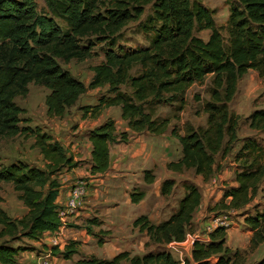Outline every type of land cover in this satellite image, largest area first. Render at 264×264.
<instances>
[{
  "label": "trees",
  "instance_id": "obj_1",
  "mask_svg": "<svg viewBox=\"0 0 264 264\" xmlns=\"http://www.w3.org/2000/svg\"><path fill=\"white\" fill-rule=\"evenodd\" d=\"M40 10L36 0H0V139L24 135L35 139L44 157L45 168L22 160L5 164L0 161V186L11 183L26 207L21 217H11L0 206V263L16 264L26 250L23 241H37L45 232H56L65 225L57 203L62 181L59 174L78 167L73 152L54 135L41 128L21 126L25 111L17 102L26 96L29 84L49 89L45 104L49 117L62 118L88 89L108 87V94L95 105L82 107L83 116L98 118L104 109L120 107L121 118L136 133L165 134L170 118H155L150 107L176 105L183 111L188 103L186 92L194 83H203L212 75L210 98L202 101L206 126L189 127L184 134L172 128L171 135L182 147V156L167 168L177 172L193 169L209 180L217 170V155L226 157L239 141L241 116L230 109L239 81L255 70L264 77V0H236L230 8L226 26H218L214 12L202 0H45ZM152 13L142 24L151 34L150 44L126 48L119 42L131 22L139 21L146 6ZM210 30L207 39L198 31ZM225 32V33H224ZM106 46L104 59L93 66L94 75L86 85L59 62L84 61L96 55L94 47ZM124 86L130 92L123 90ZM198 101L201 98L194 96ZM249 127L264 134V108L248 117ZM92 143L91 174L104 175L111 165L110 146L128 142L127 130L117 132L116 121L107 119L88 131ZM236 185L229 186L214 210H244L264 192V143L248 136L234 156ZM154 171H144V182L153 184ZM176 182L162 183L164 195L171 194ZM146 196L143 190L130 193L132 203ZM202 193L187 182L176 211L155 223L142 214L133 221L134 228L145 232L155 250L132 254L124 250L111 258L82 255L75 264H180L167 245L182 243L193 224ZM246 215V214H245ZM252 229V250L264 242V210L245 216ZM92 225H101L97 218ZM89 234L100 236L92 226ZM227 227L218 226L209 240L195 238L191 258L186 264H247V254L227 245ZM103 243L102 238L99 239ZM80 242L69 240L49 249L54 255L70 260L79 254ZM255 264H264V256Z\"/></svg>",
  "mask_w": 264,
  "mask_h": 264
},
{
  "label": "rangeland",
  "instance_id": "obj_2",
  "mask_svg": "<svg viewBox=\"0 0 264 264\" xmlns=\"http://www.w3.org/2000/svg\"><path fill=\"white\" fill-rule=\"evenodd\" d=\"M40 10L46 8L45 0H36ZM203 4L214 12V18L218 26H226L230 14V8L236 0H202ZM152 5L146 6L145 14L139 21L131 22L122 33L120 43L122 46L129 47H144L150 44L151 34L145 33L142 29V24L146 22L149 14L152 13ZM210 30L198 31L197 34L204 39H207ZM225 33V32H224ZM106 46L98 44L94 47L96 55L79 61L72 59L69 62L59 60L60 64L71 72L73 76L82 80L86 85L91 81L94 72L93 66L100 63L104 59V52ZM212 75H208L203 83H194L186 92L188 100L187 106L183 111H177L176 105L172 104H156L150 107V111L155 118H170L171 123L168 127L166 135H171L172 128H177L180 133H184L187 128L206 126L207 116L202 111V101L210 98V86ZM108 87H99L96 89H88L87 92L81 95L75 105L67 109V112L62 118L49 117L47 114V107L45 104L46 95L49 89L42 85L35 83L29 84V92L26 96H18L16 102L25 110L20 116L22 121L21 126H31L32 128H41L44 131L56 128L58 136L62 138L61 142L68 147L72 152L80 151L85 156H89V148L86 146L88 131L86 129L78 128H94L112 118L116 121L117 132L125 130L127 122L121 118L120 107H109L103 110L98 118L91 116H83L82 107L85 105H95L99 99L107 95ZM123 90L130 92L128 86H124ZM197 95L201 98L200 101L194 98ZM264 108V77H261L257 71L250 70L240 81L238 91L235 98L230 103V109L241 116L238 135L239 141L233 146L232 151L224 158L217 155V170L209 180H204L203 176L195 174L193 169L185 170L181 174H177L174 179L176 185L171 194L164 195L161 187L157 189L156 185L147 188L144 183H140L138 173L141 169L125 166L115 167L118 162L117 154L111 158L112 169L104 176L99 177V201L90 203L91 217H94V212H104V214L112 210L107 220H111L112 227L110 231L99 233L100 236L88 233L85 223L77 224L75 220L66 219L67 224L63 231L59 234L45 233L40 240L32 241L25 239L23 246L26 250L21 252L19 261L24 264H38L37 259L41 257L42 264H71V260H66L62 256L54 255L49 248L53 245L59 244L63 247L69 240H78L75 238H83L84 234L91 236V242L88 249L96 248L95 250L102 255H112L121 250H130L132 254L143 253L149 250H155L154 244L143 245L140 231L134 228L133 221L135 214L139 213L141 205L132 203L130 193L134 190H143L148 193L151 191L150 197L142 201V206L152 208L154 216L162 217L169 216L178 208L179 201L185 193V186L187 182L196 184L201 193L202 201L197 208L193 224L187 232V237L184 244L180 248H174L167 245L169 250H173L174 257L180 261V264H186L189 259L185 254L189 248V243L195 238L204 241L209 240V233L218 226L227 227V245L232 249H239L247 254V264H255L256 261L262 259L264 256V242L255 250L251 249L250 239L253 234L252 229L247 225L245 216L247 214H254L257 210H264V192H260L257 198L244 210H214V206L223 198L224 191L229 186L236 185L234 181L235 170L237 163L234 161L236 152L242 145V140L245 137H256L260 142L264 143V134L257 132L249 127L247 117L255 109ZM57 128H68L67 130L58 131ZM60 134V135H59ZM148 136L147 132L145 133ZM154 138V135H151ZM164 135L155 136L156 142H152L153 146L161 144L157 151L156 171L159 178L164 175L163 163L166 160L176 159L179 154L177 145L170 144L166 150ZM160 139V140H159ZM35 139L33 137H26L24 135H16L14 137H3L0 139V161L9 164L12 161L22 160L32 165L45 168V161L43 155L40 153L38 147L34 146ZM78 143V148L76 144ZM74 145V147H72ZM123 146V145H122ZM116 148H119L115 146ZM169 150V151H168ZM168 151V152H167ZM124 154V150L120 151ZM79 160V159H78ZM89 159H83L79 165L80 168H88L86 163ZM171 162V161H170ZM152 169V170H153ZM67 169H64L58 176L60 180L64 178L63 174ZM63 176V177H62ZM79 183L85 187H93L95 183L91 181V177L83 175L78 177ZM96 182V181H94ZM142 184V185H140ZM0 206L7 210L11 216H22L26 211L23 203L18 199L17 192L13 189L11 183H3L0 186ZM64 208V207H63ZM246 214V215H245ZM106 216V215H105ZM101 217H99L100 219ZM153 221V219H152ZM96 234L99 229L97 226L92 227ZM109 234H114L109 236ZM139 234V235H138ZM102 238L103 243L99 242ZM81 242V241H80ZM82 254H85L83 252ZM78 255L72 259L75 260Z\"/></svg>",
  "mask_w": 264,
  "mask_h": 264
},
{
  "label": "crops",
  "instance_id": "obj_3",
  "mask_svg": "<svg viewBox=\"0 0 264 264\" xmlns=\"http://www.w3.org/2000/svg\"><path fill=\"white\" fill-rule=\"evenodd\" d=\"M67 129L68 128H57L58 131L67 130ZM80 129H86L87 131H89L92 128H78L77 132L80 131ZM125 130H127L130 133L129 141L116 143V144H113L110 146L111 158L115 154H117V156H118L117 157L118 162H116L115 167L125 166L127 168L135 167V168L141 169L138 173L139 181H140V183H144V185H146L147 188L148 187L151 188L152 185L155 184L157 189H159L160 187H162V183L164 182V180L169 179V178L176 179L177 174H181V172L173 171V170H170L167 168V164L170 161H177L182 156V147H181V144L177 138L169 137L166 135V133L163 134L164 137H166L165 138L166 141H165V144L163 147H165L167 150L168 146L170 144L177 145V147L179 149V154H178L176 159L166 160L163 163L164 175L161 178H159L156 171H154L153 168H156L157 162H156V159H154V158H156L155 156H157V151L160 149L161 144L158 146H153L151 143L156 142L157 139H155V136H160V135H155V134L150 133V135L148 136L147 134H145L146 132L136 133V132L131 131L129 128H126ZM45 131L54 135L60 141L62 140V138L60 136H58V133H55L56 128H53L52 131H50V130H45ZM147 133L149 134V132H147ZM184 133H182V134H184ZM151 135H154V138H151ZM85 138H87L86 146L89 148V156H87V155L83 156L80 153V151L75 152L74 149H72V150L74 151L73 154L75 155V158L77 160L78 159L79 160L87 159V157H88L89 161H88V163H86V166L88 168L84 169V168H80V166H78V167L73 168L71 170H66L63 174L64 178L62 179L63 186L61 187L59 196L57 198V203L61 206V208L64 207L63 209L66 212V215L64 216L65 225L67 224L66 219H71V220L73 219V220H75V223H77V224L85 223L84 226H87V220L86 219L88 217H91V215H92L90 212L89 205H91L90 203H94V202L99 201V177L106 175V174H104V175H99V174L93 175V174H91V165H92L91 151H92L93 146H92L91 141L88 138V135ZM76 145L77 146H75V147L78 148V146H79L78 143ZM115 146H117L119 148H116ZM72 147H74V145H72ZM121 150L125 151L124 154H122L120 152ZM110 169H112V165H110ZM151 169H153V171L156 175V180L153 184H147L144 182V171L145 170H151ZM83 175H87V176L91 177V181H93V183H95V184L93 185V187H88V188L85 187L86 192L82 198L83 201H82L80 207H78L76 209H70V208H68L67 203H68V200H69L70 195H71V190L75 185H77L79 183L75 179H77L78 177H82ZM94 181H96V182H94ZM140 185H142V184H140ZM150 194H151V191L149 193L146 191V196L144 199H146V198L148 199L150 197ZM142 201L139 203L141 205V209H140L139 213L135 214L136 217H138L139 215H142V214H146L149 216V218L151 220L153 219V222H155V223H159L168 217V216L162 217L164 215L163 212H160L159 217L154 216V214H153L154 210L152 208H146V207L142 206ZM23 207H25V206H23ZM4 210H6V209H4ZM111 212H112V210L107 211L105 214H104V212H94V214H93L94 217H97L98 219H99V217H101L99 220L102 223H101V225H92L88 220V222L90 223V226H92V227L97 226L99 230L103 229L104 231H110L111 227L113 225L112 223L117 222V221L112 222L111 220H107V218L109 217V214ZM11 217H13V216H11ZM15 217H21V216H15ZM94 217H92V218H94ZM136 217H135V219H136ZM89 219H91V218H89ZM65 225H63L60 228V230L53 232V234L61 233L63 231V228H65ZM45 233H52V232H45ZM113 235L114 234H109V236H113ZM140 236L142 238V246L144 244L146 245V243L150 241L149 236L145 232H140ZM75 239H78L77 241H79V242L81 241V242L79 245V254H76V255H78V258H76L73 261H72L73 258L70 259L72 262L71 264H75V261L77 259H79L82 255H96V256L101 257V258H111L114 255L118 254L119 252L126 250V249H124V250L118 251L116 253H113L112 255H106L103 252L101 255V254H99V252H97L95 250L96 249L95 247L88 249L89 243H92L91 242L92 241L91 236L89 234H84L83 238H75ZM184 242L172 243V244H169V246L174 247V248H180L181 246H179V245L184 244ZM192 242H193V240H191V242L189 243V248L187 249L186 254H185L188 258H191ZM167 248L169 250L168 246H167ZM128 251H130V250H128ZM169 251L174 254L173 250H169ZM83 252H85V254H82ZM146 252L147 251L144 250L143 253H138V254L142 255ZM37 261H38V264H42L41 257H39L37 259ZM16 264H24V263L21 261H18V263H16Z\"/></svg>",
  "mask_w": 264,
  "mask_h": 264
},
{
  "label": "built area",
  "instance_id": "obj_4",
  "mask_svg": "<svg viewBox=\"0 0 264 264\" xmlns=\"http://www.w3.org/2000/svg\"><path fill=\"white\" fill-rule=\"evenodd\" d=\"M85 192H86L85 186H83L81 184L75 185L71 190V195H70V198H69L68 203H67L68 208L76 209V208L80 207V205L83 201L82 198H83ZM60 214L64 220V216L66 215V212L63 208L60 209ZM192 244H193V242H192Z\"/></svg>",
  "mask_w": 264,
  "mask_h": 264
}]
</instances>
